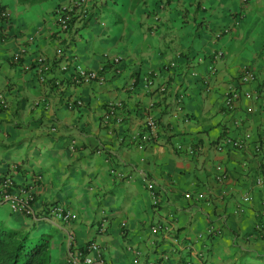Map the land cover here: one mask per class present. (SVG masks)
<instances>
[{
    "label": "clouds",
    "instance_id": "clouds-1",
    "mask_svg": "<svg viewBox=\"0 0 264 264\" xmlns=\"http://www.w3.org/2000/svg\"><path fill=\"white\" fill-rule=\"evenodd\" d=\"M14 262L264 264V0H0Z\"/></svg>",
    "mask_w": 264,
    "mask_h": 264
},
{
    "label": "trees",
    "instance_id": "trees-1",
    "mask_svg": "<svg viewBox=\"0 0 264 264\" xmlns=\"http://www.w3.org/2000/svg\"><path fill=\"white\" fill-rule=\"evenodd\" d=\"M17 259H19V257H17ZM14 264H15V262H14Z\"/></svg>",
    "mask_w": 264,
    "mask_h": 264
}]
</instances>
